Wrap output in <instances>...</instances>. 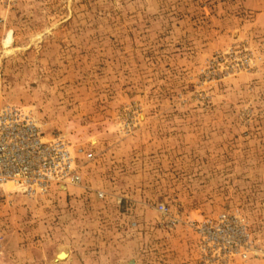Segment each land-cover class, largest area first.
Segmentation results:
<instances>
[{"label": "rangeland", "instance_id": "obj_1", "mask_svg": "<svg viewBox=\"0 0 264 264\" xmlns=\"http://www.w3.org/2000/svg\"><path fill=\"white\" fill-rule=\"evenodd\" d=\"M6 104L91 159L0 191V264H215L221 213L264 264V0H0Z\"/></svg>", "mask_w": 264, "mask_h": 264}, {"label": "built area", "instance_id": "obj_2", "mask_svg": "<svg viewBox=\"0 0 264 264\" xmlns=\"http://www.w3.org/2000/svg\"><path fill=\"white\" fill-rule=\"evenodd\" d=\"M79 156L91 159L89 152L74 149L64 136L44 139L30 111L13 104L0 107V191L11 185L33 196L48 192L53 185L75 186L82 179ZM195 228L215 264L247 257L250 237L235 216L221 213Z\"/></svg>", "mask_w": 264, "mask_h": 264}, {"label": "bare ground", "instance_id": "obj_3", "mask_svg": "<svg viewBox=\"0 0 264 264\" xmlns=\"http://www.w3.org/2000/svg\"><path fill=\"white\" fill-rule=\"evenodd\" d=\"M7 40L5 41L6 43L9 41V37L6 38ZM66 256L65 252H59L58 258L63 259Z\"/></svg>", "mask_w": 264, "mask_h": 264}]
</instances>
